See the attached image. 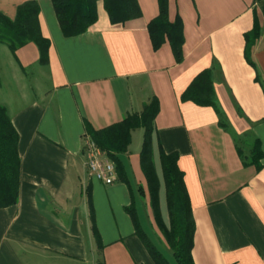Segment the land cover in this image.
<instances>
[{"label":"crops","instance_id":"1","mask_svg":"<svg viewBox=\"0 0 264 264\" xmlns=\"http://www.w3.org/2000/svg\"><path fill=\"white\" fill-rule=\"evenodd\" d=\"M27 1L38 4L48 46L41 63L34 42L14 52L0 43V105L19 158L17 200L0 208V264H154L130 212L175 264L154 221L141 147L130 150L137 129L117 155L122 177L106 185L86 167L87 128L140 114L152 99L155 161L159 147L177 155L193 263L264 264V0H167L166 20L180 28L175 48L165 33L157 46L150 38L157 0H136L141 16L117 22L96 0L95 21L72 37L51 0H0V13L13 20ZM159 206L166 221L162 187Z\"/></svg>","mask_w":264,"mask_h":264},{"label":"trees","instance_id":"2","mask_svg":"<svg viewBox=\"0 0 264 264\" xmlns=\"http://www.w3.org/2000/svg\"><path fill=\"white\" fill-rule=\"evenodd\" d=\"M96 0H51L59 28L65 37L83 33L96 18ZM104 8L112 22L134 19L141 16L136 0H103ZM158 16L148 24L150 38L154 46L159 44L162 34H167L170 43L180 42V28L166 20L167 0H157ZM264 15V5H262ZM39 7L36 1H27L19 5L13 20L0 13V43L6 44L11 52L27 42H34L40 50L41 63L46 62L45 52L48 41L38 27ZM258 36L257 27L246 36V44L252 43ZM201 77V76H200ZM199 77V78H200ZM198 78V80H199ZM202 82L204 75H202ZM201 104L212 105V100ZM157 112L156 100L146 104L140 114L127 115L121 122L101 130L87 128L89 139L111 160L119 177L123 176V167L117 155L127 152L131 142L132 130L144 129L143 143L139 152L140 169L145 177L150 207L155 224L172 252L175 264H194L191 258L194 221L188 195L183 182V173L176 165L177 155L166 154L159 147L157 161L152 147L153 120ZM224 126V123H221ZM252 155H260L259 144L255 143ZM19 158L17 153V134L0 105V208L14 204L18 194ZM163 188L166 206V221L159 206V192ZM136 235L148 251L154 264H170L154 247L142 231L136 216L130 212Z\"/></svg>","mask_w":264,"mask_h":264},{"label":"built area","instance_id":"3","mask_svg":"<svg viewBox=\"0 0 264 264\" xmlns=\"http://www.w3.org/2000/svg\"><path fill=\"white\" fill-rule=\"evenodd\" d=\"M84 147L86 167L90 176L106 185L112 184L116 179L114 164L110 160L103 158V152L91 140H86Z\"/></svg>","mask_w":264,"mask_h":264},{"label":"rangeland","instance_id":"4","mask_svg":"<svg viewBox=\"0 0 264 264\" xmlns=\"http://www.w3.org/2000/svg\"><path fill=\"white\" fill-rule=\"evenodd\" d=\"M44 82V81H43ZM45 84V82H44ZM132 144L130 146L131 151H137L139 152L141 144H142V139H143V130L142 129H137L133 132L132 134Z\"/></svg>","mask_w":264,"mask_h":264}]
</instances>
